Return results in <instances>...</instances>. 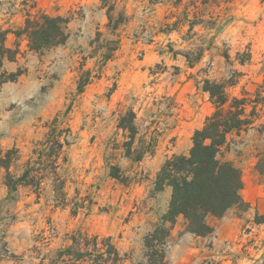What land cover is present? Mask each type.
<instances>
[{
  "label": "clouds",
  "instance_id": "obj_1",
  "mask_svg": "<svg viewBox=\"0 0 264 264\" xmlns=\"http://www.w3.org/2000/svg\"><path fill=\"white\" fill-rule=\"evenodd\" d=\"M0 264H264V0H0Z\"/></svg>",
  "mask_w": 264,
  "mask_h": 264
}]
</instances>
